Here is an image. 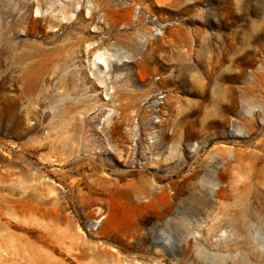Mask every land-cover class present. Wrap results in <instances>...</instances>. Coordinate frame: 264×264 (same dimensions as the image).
<instances>
[{
    "label": "rangeland",
    "instance_id": "rangeland-1",
    "mask_svg": "<svg viewBox=\"0 0 264 264\" xmlns=\"http://www.w3.org/2000/svg\"><path fill=\"white\" fill-rule=\"evenodd\" d=\"M27 1L0 0V264H264V0ZM130 182L164 201L141 246L101 226Z\"/></svg>",
    "mask_w": 264,
    "mask_h": 264
},
{
    "label": "bare ground",
    "instance_id": "bare-ground-1",
    "mask_svg": "<svg viewBox=\"0 0 264 264\" xmlns=\"http://www.w3.org/2000/svg\"><path fill=\"white\" fill-rule=\"evenodd\" d=\"M25 7L27 10H30L31 8H35V11H37V13L41 15L43 14V10H44L43 8L46 7L45 9L47 10H45V12H48V13L47 15L43 14L44 16L42 15L43 17H41V19H45L51 27L55 26L54 24L61 26V24L63 23V20L69 21L71 20L73 15L77 16L74 8L64 9V8L54 7L53 4L50 2V0H28ZM49 17L52 18L53 20H51ZM32 20H35V19H32ZM93 20H94V16L90 14V16L85 20V23L87 25H90L94 23ZM111 24L113 26L114 22H112ZM96 26L98 27V25ZM93 42H94L93 39L86 38L83 40V43H86L85 48L88 49V52H90V54L93 56L92 62L95 65L101 62L102 64L101 67L102 68L106 67L107 63L105 61L103 53L100 51V48L102 47L101 43H98L95 46H92L90 48V45ZM95 59L98 60L99 62H96ZM121 60H122L121 58L118 59L119 62H121ZM93 74L95 75L96 79L100 83H103V80L98 77L97 73L95 74V72H93ZM72 75L73 73H70L69 77L71 78ZM98 90H100V88L96 84H93V86L91 87V92L96 93L98 92ZM101 91H104V94L106 96H109L108 98H110L111 94L107 93L106 89H102ZM67 98H68V91L66 92L64 96H62L59 93H56L52 95L50 99H52L55 103H59L61 101H65ZM100 99L101 97L94 96L91 100L90 109L93 108L96 104L102 103L100 102ZM129 185L131 186L130 190H124L122 189V187L117 186L114 190V194L118 197H121V196L126 197L130 201H132L130 212L129 213L123 212L121 214L116 209L117 206L114 202V199L109 198V203L111 205L104 216L101 226L103 227V229L116 231L118 234H120L121 236L125 238L127 243L133 246L137 244L141 246L142 244H144V240H145V237H144L145 228L151 222L152 219L150 217H143L139 226H136L135 220L133 217L134 213H138V214L141 213V211L146 206H149V205H158L159 207H162L164 205V201H160L159 194L157 192L158 190H151L150 192H145L143 197L146 199L145 201L146 203L139 202L138 200H134V197L136 196V194H138V187L136 185L131 184V182L129 183ZM213 190L215 189L213 188ZM253 213H255V211ZM245 215L252 216L251 210L242 209L240 213H238V215H236L235 217L236 219H240V218L245 217ZM233 223L230 226H232ZM237 223L240 224V222H237ZM237 228H238V225L234 226L235 231L237 230ZM137 262H138L137 260L134 261V264H137Z\"/></svg>",
    "mask_w": 264,
    "mask_h": 264
}]
</instances>
